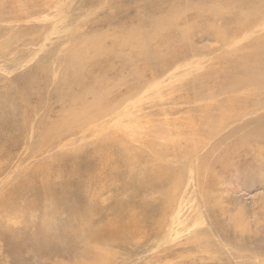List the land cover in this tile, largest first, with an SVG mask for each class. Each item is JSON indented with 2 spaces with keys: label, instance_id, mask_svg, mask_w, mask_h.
<instances>
[{
  "label": "rangeland",
  "instance_id": "1",
  "mask_svg": "<svg viewBox=\"0 0 264 264\" xmlns=\"http://www.w3.org/2000/svg\"><path fill=\"white\" fill-rule=\"evenodd\" d=\"M177 1L172 11L168 9L170 7L166 2L162 14L174 22L173 26L176 22L179 25L182 23L181 27H189L190 30L186 32L189 35L192 33L189 41L192 38L193 41L186 42V46L193 45L201 49L212 46L213 50L222 54L224 47H215L220 43L215 38L211 39L214 37V29L220 24L221 27L227 25V29H232H228L225 47L228 46L230 38L238 36L235 35L233 25H229L232 23L231 18H234L233 14L226 15L225 21L222 20L223 17L216 16L220 19L214 21L206 11L196 12V15L189 9L190 2L187 3L188 10L182 8L188 0ZM241 2L235 3V8H241ZM176 7L180 9L176 10ZM133 9H138V12L132 14L142 12L139 0H0V264H264V140L255 143L248 139L249 142L242 144L239 141L244 137L240 134L224 135V130L210 139L213 130L203 123L201 111L208 99L194 100L192 89L197 82L193 86V74L184 72L186 62H179L173 68L165 62L170 68L161 70L158 67L159 71L156 73L144 69L145 62L137 57L132 61L134 64L123 65L121 62L128 51L120 42L131 21L132 15L127 14L129 10L134 12ZM212 17L216 19L213 15ZM191 22L197 23L199 29L196 26L195 30L192 29ZM171 28L180 35L176 26ZM249 33L248 36L245 33L236 39L235 46L241 47L238 50V55L241 56L236 59L241 58L256 43V38L254 40L252 35L257 37V33ZM259 33L262 36L264 31ZM211 55L213 58L216 54H208L207 57ZM217 56H214V70L217 72H213L212 77L215 81L205 79L202 81L203 85H199L200 90H207L204 91L206 93L218 90V84L226 82L224 70L227 68L228 59L219 54ZM199 57L202 56L190 59L187 65L191 61L192 64L202 61ZM243 59L246 60V57ZM89 63L95 64L96 68ZM209 64L211 63L208 61ZM89 66L91 77H84L86 80H83V88L74 84V92L69 94L66 81H70V76L78 72L83 77ZM133 67L139 71H134ZM92 80L98 81L93 83ZM150 81L152 82L147 83ZM188 81L191 86L187 84ZM212 85L215 88L212 89ZM99 89H103V92ZM194 89L199 90L198 87ZM66 93L70 95L68 101ZM219 96L222 97L220 101L223 104L229 101L224 95ZM76 99H80L77 106L74 105ZM262 99L264 97L259 100L263 101ZM178 100L184 101L179 103ZM104 101L108 102L107 106ZM67 102H73L72 106L76 108H69L72 106ZM88 104H92V110L97 115V108L109 115L99 114L97 120L83 125L90 132L95 131L96 137L93 134L92 138L86 136L83 144V135L73 136V133L65 131L63 138L54 134L50 140L51 135H47L49 130L55 133L58 126L68 123L71 115L78 112L86 114L83 106ZM228 105L230 104H224L226 108ZM62 107L65 109L62 110ZM87 111L89 113L86 116L89 117L91 112ZM251 111L245 114L248 116L247 121L251 122L255 115L258 119L254 121V125L260 126L262 120L259 112ZM84 132L87 133L80 131ZM223 137L228 140L224 141ZM218 138L223 140L217 141ZM219 144H223V147ZM98 146L101 148L99 159L97 154L91 153ZM74 150H81L82 153L73 154ZM89 154L91 157L87 156ZM130 155L133 157L130 161L147 158L167 165L172 170L175 168L172 177H176L174 180L170 178L172 181L179 178L178 171L182 169L181 181L173 190L174 196H177L173 206L170 195L172 190H169L166 197H163L162 192H151V195L146 196L147 201L150 199L148 211L140 219L131 217L137 219L135 222L130 219L135 226L142 225L140 230L143 232L140 233L133 229L130 221L122 223L119 219V223L112 221V226L107 221L114 217L116 219L114 214L119 207L114 202L123 199V193L113 192L111 197L107 189H115L116 180L123 176L125 183L128 173L131 175L132 171L138 169L137 163L136 167L128 163L130 169L125 166ZM148 160L142 162L146 163ZM63 166L65 172L58 173ZM68 166L73 170L69 171ZM77 166L79 168L75 169ZM86 170L94 176L89 175ZM101 170L105 171L103 175H100ZM115 176L117 178H113ZM120 183L123 184L122 181ZM200 184L202 187L198 186ZM90 190L94 192L88 193ZM95 191L98 196L94 194ZM164 199L170 201L166 206L162 201ZM103 201L104 204L101 203ZM81 208L97 209L100 214L83 216L79 214ZM107 230H110L108 234Z\"/></svg>",
  "mask_w": 264,
  "mask_h": 264
},
{
  "label": "bare ground",
  "instance_id": "2",
  "mask_svg": "<svg viewBox=\"0 0 264 264\" xmlns=\"http://www.w3.org/2000/svg\"><path fill=\"white\" fill-rule=\"evenodd\" d=\"M140 1V7H142V12L140 14H132V13H137L138 12V9L131 11L129 10L128 12V16H130V14L132 15L130 18H131V21L129 22V26H128V31L125 32V35L122 37L121 39V42H120V45L122 47H125V49H127V55L125 56L123 62H121L123 65H131V64H134V62H132L134 60L135 57H137V59L139 60H143L145 62V67L144 69H147V71H150L152 72V70L154 71V73L158 72L159 69L158 67H161V70H166L170 67H168V65L165 64V62H168L170 65H172V68L176 65L177 66V63L179 62H186L185 64V68L184 72H187V73H192L193 74V81L192 85L194 86V83L197 82V85L194 86V87H198L199 90H195L194 87L192 89V93L193 94V98L194 100L198 99V98H207L208 99V102L204 103L206 104V106L201 110L203 111V119H204V122L203 123H206L207 125H209L212 130H213V133L211 134L212 136L210 137V139L214 138L217 133H220V131H223L224 130V135L225 133L227 135H230V134H240L243 138V140H240L239 143H246L249 140L251 141H254L256 143V141H259V140H264V100L263 101H260L259 99L264 97V34L262 36H260V31H264V0H188V2H185L183 7L182 8H185L186 10H188V7H187V3L190 2L189 5V9L192 10L195 14L196 12L197 13H201V12H208L210 16L211 14V17L212 18L211 20H219L220 18L218 17H223L222 20H226L224 17L226 15H230L233 14L234 18L232 20L231 16L228 17L231 18V21L232 23H229V25L231 24V26H235L236 28H234L232 26V28L235 30V35H238L237 37L235 38H230L228 41V46L225 47V44H226V38H227V34L229 33V30L231 29H227V25L226 27H221V24L220 26H218L216 28V22L214 24L215 28L214 29V34L213 36L214 37H211V39L215 38L217 42H219L220 44H217V46L215 45V47H224V50H223V53H218V50H213V47L211 46V48H207V49H201V48H197L195 46H186V42H191L192 43V39L191 41H189L190 39V36L192 35V33L189 35L186 31H189L190 29H188L187 27L185 28V25L184 27H181L180 25L182 24H177L175 22V25L178 30L180 31V35L176 32H173L172 28L174 29V26H173V23L171 20L168 19V17L164 16L162 13H163V10H164V4L168 1V0H164V1H160V0H139ZM173 1V2H172ZM186 1V0H184ZM216 1V2H215ZM241 1H244V2H241ZM53 2V0H52ZM180 2V1H179ZM238 2H241V8L237 7L235 8V3L237 4ZM178 1L177 0H169L166 5H169L171 11L175 8V6L177 5ZM182 3V2H181ZM49 4V3H48ZM130 4V3H129ZM136 4V3H135ZM211 4H214L213 6ZM53 9V8H52ZM180 8H177L176 7V10H179ZM48 10V9H47ZM141 10V9H140ZM139 10V11H140ZM175 10V11H176ZM179 12V11H178ZM205 12V13H206ZM166 13V12H165ZM180 13V12H179ZM183 13V12H182ZM187 13V12H186ZM177 14V13H176ZM175 14V16H176ZM184 14V13H183ZM172 15V14H170ZM181 15V14H180ZM192 15V14H191ZM190 15V16H191ZM194 15V14H193ZM197 15V14H196ZM204 15V14H202ZM212 15L214 16V18L216 16V19H213ZM13 16V15H12ZM49 16V14H48ZM174 16V15H173ZM200 16V15H199ZM206 16V15H205ZM177 17V16H176ZM185 17V16H184ZM192 17V16H191ZM189 17V19L191 18ZM201 17V16H200ZM199 17V18H200ZM25 18V17H24ZM174 18V17H173ZM197 18V17H196ZM202 18V17H201ZM206 18H208L206 16ZM176 19V18H175ZM181 19V18H180ZM184 19V18H183ZM186 19V18H185ZM179 20V19H178ZM207 20V19H205ZM210 20V19H209ZM176 21V20H175ZM200 21V20H199ZM208 21V20H207ZM206 21V22H207ZM213 21V22H214ZM182 22V21H181ZM203 22V21H202ZM212 22V21H211ZM210 22V23H211ZM221 22V21H220ZM180 23V22H179ZM184 23H187L186 21ZM208 23V22H207ZM206 23V24H207ZM105 24V23H104ZM197 24V23H196ZM194 22H191V28L195 30V26L197 27ZM201 24V23H199ZM226 24V22H225ZM187 25V24H186ZM190 25V24H189ZM212 25V24H211ZM224 25V24H223ZM222 25V26H223ZM207 26H210V24H208ZM213 26V25H212ZM211 26V28H212ZM205 27V25H204ZM198 28V27H197ZM209 28V27H208ZM176 29V28H175ZM199 29V28H198ZM207 29V28H206ZM210 29V28H209ZM197 30V29H196ZM204 31V29H203ZM232 31V29H231ZM194 32V31H193ZM198 32V31H197ZM201 32V31H200ZM234 32V31H233ZM250 32V33H249ZM94 33V32H93ZM98 33V32H97ZM202 33V32H201ZM213 33V32H212ZM212 33L211 36H212ZM245 36H248V33L249 35L250 34H254V33H257V37H253L252 35V38H256L255 40V44H253V46L246 52L243 54V56L241 58H238L236 59L237 57L241 56V55H238L239 52L238 50H241V47L240 46H235L234 43L237 42V38H239V36H241L242 34H245ZM105 34V33H104ZM197 34V33H195ZM208 34V33H207ZM89 35V34H88ZM98 35V34H97ZM200 34H198V37H199ZM206 35V34H205ZM86 36V34H85ZM103 36H106V35H103ZM210 36V35H209ZM229 36V35H228ZM20 37V36H19ZM84 37V36H82ZM194 37V36H192ZM197 37V38H198ZM208 37V36H206ZM201 38V37H200ZM82 39V38H81ZM89 39V38H88ZM92 39V38H91ZM109 39V38H108ZM202 39H205L202 38ZM210 39V41H211ZM228 39V38H227ZM261 39V40H259ZM59 40V39H58ZM97 40V39H96ZM99 40V39H98ZM247 40V39H246ZM22 41V40H21ZM100 41V40H99ZM215 41V42H216ZM259 41H261L259 43ZM83 42V40H82ZM93 42V41H92ZM196 42V38H194V43ZM207 42V41H206ZM213 42V44L215 43ZM89 43V42H88ZM94 43V42H93ZM116 43V41L114 42ZM250 43V42H249ZM254 43V42H253ZM92 44V43H90ZM102 44V43H101ZM189 44V43H188ZM246 44V43H245ZM76 45V43L74 44ZM88 45V44H87ZM197 45V44H196ZM219 45V46H218ZM238 45V44H237ZM247 45V44H246ZM92 46V45H91ZM209 46V45H208ZM250 46V45H249ZM30 47V46H29ZM90 47V45L88 46ZM214 47V48H215ZM74 48V47H73ZM92 48V47H90ZM104 49H107V47H103ZM244 48V47H243ZM89 49V48H88ZM216 49V48H215ZM219 49V48H217ZM92 50V49H91ZM112 49H110L111 51ZM163 50H165V52H163ZM221 50V49H220ZM108 51V50H107ZM109 51V52H110ZM97 52V51H96ZM222 52V51H221ZM79 53V52H78ZM216 54L214 56H217L218 54L221 55L222 57L228 59V62H227V68L225 71L224 74H226V78H225V83L228 84V86L224 83V84H218V90H215V91H212L211 93H206L204 91H207V90H200V87L199 85H203L202 84V81H205V79H210L212 81H215L212 79L213 77V72H217V70L215 71L214 70V56L212 58V55L211 56H208L207 55L209 54ZM87 55V54H86ZM91 55V54H90ZM98 55V54H97ZM96 55V57H97ZM100 55V54H99ZM85 56V55H84ZM89 56V55H88ZM106 56V54H105ZM197 56H202V57H199L201 58L202 61L196 63V64H192L193 62L191 61L189 63V66L187 65V62L190 60V59H193ZM226 56V57H225ZM246 57V60L243 59V57ZM73 57H74V54H73ZM109 57V56H108ZM211 57L213 60H211ZM34 58V57H33ZM36 58V57H35ZM76 58V57H75ZM91 58V57H90ZM93 58V57H92ZM100 58V57H99ZM218 58V56L216 57ZM71 59V58H70ZM87 59V58H86ZM97 59V58H96ZM95 59V61H96ZM101 59V58H100ZM110 59V58H109ZM123 59V58H122ZM121 59V60H122ZM69 60V59H68ZM74 60V59H73ZM72 60V61H73ZM85 60V59H84ZM105 60V59H104ZM108 60V59H107ZM216 60V59H215ZM222 60V59H221ZM81 61V60H79ZM94 61V60H93ZM98 61V60H97ZM159 61V62H157ZM208 61L211 63L208 65ZM224 61V60H223ZM74 62V61H73ZM89 62V61H87ZM99 62V61H98ZM221 62V61H220ZM219 62V63H220ZM233 62V63H232ZM79 63V62H78ZM81 63V62H80ZM111 63V62H110ZM120 63V62H119ZM142 63V62H141ZM217 63V62H216ZM76 64V62H75ZM90 64V63H89ZM101 64V63H100ZM121 64V65H122ZM221 64V63H220ZM223 64V63H222ZM39 65V64H38ZM46 65V63H45ZM48 65V64H47ZM98 65V64H97ZM117 65V64H116ZM184 65V64H183ZM182 65V66H183ZM216 65V64H215ZM72 66V65H71ZM85 66V65H84ZM90 66H95L96 68V65L95 64H90ZM90 66L88 69L85 70V73L82 76H80L79 72L75 75H71L70 77V81H66V85H67V91L69 94L73 93L74 92V89H75V86L74 84H77L78 87L80 88L83 84V80H86L84 79L87 78L89 79L92 75V73H90ZM133 66V65H132ZM181 66V67H182ZM75 67V66H74ZM78 67V65H77ZM82 67V66H81ZM184 67V66H183ZM80 68V67H79ZM85 68V67H84ZM134 68V67H133ZM176 68V67H175ZM135 69V68H134ZM41 70V69H40ZM83 70V69H82ZM95 70V69H94ZM107 70V69H106ZM109 70V69H108ZM118 70V69H117ZM84 71V70H83ZM121 71V70H120ZM134 71H139L138 69H135ZM143 70H141L142 72ZM223 71V72H224ZM97 72V71H96ZM146 72V71H145ZM149 72V73H150ZM221 72V71H220ZM59 73V72H58ZM81 73V72H80ZM94 73V72H93ZM143 73V72H142ZM110 74V73H109ZM107 74V75H109ZM134 73H132L133 75ZM137 74H140L137 72ZM191 74V75H192ZM218 74V73H217ZM222 73H220L221 75ZM38 75V74H37ZM42 75H44L42 73ZM106 75V74H105ZM130 75V74H129ZM131 75V76H132ZM160 75V73H159ZM162 75V74H161ZM160 75V76H161ZM205 75L207 77H205ZM219 75V76H220ZM33 76V75H32ZM98 76V75H97ZM128 76V75H127ZM152 76H155V75H152ZM225 76V75H224ZM38 77V76H37ZM45 77V76H44ZM48 77L50 78V76L48 75ZM94 76H92L93 78ZM114 77V76H112ZM130 77V76H129ZM221 77V76H220ZM223 77V76H222ZM42 78V77H41ZM41 78H38L41 79ZM46 78V77H45ZM106 78V77H105ZM111 78V77H110ZM174 78V77H173ZM44 79V78H43ZM47 79V78H46ZM53 79V78H52ZM99 79V78H98ZM116 79V78H115ZM191 79V78H189ZM50 80V79H49ZM108 80V79H107ZM122 80V79H121ZM128 80V79H127ZM44 81V80H43ZM93 81V80H92ZM98 81V80H97ZM96 81V82H97ZM102 81V80H101ZM129 81V80H128ZM127 83H130L128 82ZM220 81V80H219ZM80 82V84H78ZM95 82V80L93 81V83ZM95 82V83H96ZM136 82V81H135ZM152 81L150 82H147V83H151ZM39 83V82H38ZM41 83V82H40ZM59 83V81H58ZM62 84V82H60ZM105 83V82H104ZM188 81V85H190ZM201 83V84H200ZM219 83V82H218ZM42 84V83H41ZM45 84V83H44ZM43 84V85H44ZM53 84V83H52ZM86 84V83H85ZM136 84V83H135ZM185 84V83H184ZM32 85V84H31ZM41 85V86H43ZM63 85V84H62ZM61 85V86H62ZM90 85V83H89ZM88 85V86H89ZM118 85V84H117ZM134 85V84H133ZM137 85V84H136ZM134 85V86H136ZM142 85V83H141ZM205 85V83H204ZM52 86V85H51ZM50 86V87H51ZM65 85H63L64 87ZM139 86V85H138ZM137 86V87H138ZM191 86V85H190ZM57 87V86H56ZM100 87V86H99ZM202 88L204 86H201ZM208 87V86H207ZM212 89L215 88L213 85L211 86ZM217 87V85H216ZM53 88V87H52ZM58 88V87H57ZM83 88V86H82ZM85 88V87H84ZM134 89V87H132ZM136 88V87H135ZM178 88V87H177ZM186 88V87H185ZM189 88V87H188ZM187 88V89H188ZM210 88V86H209ZM29 89V88H28ZM43 89V88H42ZM56 89V88H55ZM63 89V88H62ZM61 89V90H62ZM64 89H66L64 87ZM176 89V88H175ZM204 89V88H203ZM211 89V90H212ZM45 90V89H44ZM47 90V89H46ZM78 90V89H77ZM101 90V89H99ZM28 91V90H27ZM30 91V90H29ZM32 91V90H31ZM30 91V92H31ZM34 91V90H33ZM52 91V90H51ZM58 91V90H57ZM66 91V90H65ZM76 91V90H75ZM79 91V90H78ZM81 91V90H80ZM86 91V89H85ZM94 91V90H93ZM118 91V90H117ZM135 91V89H134ZM133 91V92H134ZM178 91V90H177ZM191 91V89H190ZM202 91V93H198ZM22 92V91H21ZM84 92V91H83ZM101 92H103V89L101 90ZM110 92V91H109ZM131 92V93H133ZM137 92H138V89H137ZM140 92V91H139ZM138 92V93H139ZM240 92V93H239ZM261 92V93H260ZM56 93V92H55ZM77 93V92H76ZM81 93V92H80ZM189 93V92H187ZM32 94V93H31ZM65 94V93H64ZM69 94L66 93V98H67V101H68V98H69ZM137 94V93H136ZM190 94V93H189ZM219 94L221 95H224L226 97V99L228 98L229 101H226L227 103H229L230 105H228L229 107L226 108V104L227 103H224L223 104V101L221 100L220 101V98H222L221 96H219ZM58 95V94H57ZM61 95V94H60ZM75 95V94H74ZM87 95V94H86ZM103 95V94H102ZM107 95V94H106ZM112 95V94H111ZM114 95V94H113ZM117 95V94H116ZM131 96H133L132 94H130ZM138 95V94H137ZM186 95V94H185ZM81 96V95H80ZM88 96V95H87ZM105 96V95H104ZM129 96V95H128ZM181 96V95H179ZM207 96V97H206ZM24 97V96H23ZM73 97V96H72ZM76 98V96H74ZM79 97V96H78ZM94 98H97L98 96H93ZM112 97V96H111ZM118 97V96H117ZM223 97V98H225ZM27 97L25 96V99ZM103 98V97H102ZM107 98V96H106ZM120 98V97H119ZM185 98V97H183ZM215 98V99H214ZM42 99V98H41ZM58 99H61L59 96H58ZM92 99V98H91ZM116 99V98H115ZM114 99V100H115ZM182 99V98H181ZM8 100V99H7ZM19 100V99H18ZM24 100V99H23ZM22 100V101H23ZM28 100V99H27ZM40 100V99H39ZM62 100H66V99H62ZM80 100V99H79ZM79 100H75L74 101V105H79L78 104V101ZM105 100V99H103ZM225 100V99H224ZM259 100V101H257ZM82 101V100H81ZM93 101V100H92ZM91 101V102H92ZM97 101V100H96ZM106 101V100H105ZM104 101V102H105ZM125 101V100H124ZM127 101V100H126ZM179 101V100H178ZM184 100H182L183 102ZM189 101V100H188ZM193 101V99H192ZM66 102V101H65ZM94 102V101H93ZM103 102V101H101ZM114 102V101H113ZM179 101V103H182ZM68 104H70L72 106L73 102L70 103V102H67ZM87 103V102H86ZM97 103V102H96ZM95 103V104H96ZM108 104V102H105V104ZM7 104V103H6ZM82 104V102H81ZM93 104V103H92ZM92 104H88V105H84L83 107H85V110L84 113H76L74 115H71V119H69L68 123H62L60 126H58V129H56L55 133H52L50 130L47 132V135H51L50 140L53 139L54 137V134H56L58 136V138H61V136L63 134H65V131L66 132H71L73 133L75 136V134H81L83 135V138H82V143H83V140L85 139L86 136H89L90 138H92V134L94 137H96L94 135L95 131H89L90 129H86V128H83V125L87 124V123H91V121H95L97 120V116H99V114H102V115H108V113L106 111H100L99 108L98 109V115L96 114V112L94 110H92L93 106ZM106 104V106H107ZM111 104V103H109ZM193 104V103H192ZM191 104V105H192ZM202 105V103H199ZM63 105V103H62ZM74 105L72 107H69V108H73L75 109L76 107H74ZM94 105V104H93ZM101 105V104H100ZM190 105V106H191ZM195 105V104H194ZM69 106V105H68ZM102 106V105H101ZM203 106V105H202ZM26 107V106H25ZM95 107V106H94ZM112 107V106H111ZM64 110L65 108L62 107ZM68 107H66V110H67ZM79 108V107H77ZM195 108V106H194ZM200 108V107H199ZM28 109V108H27ZM55 109V108H54ZM95 109V108H94ZM112 109H114L112 107ZM110 109V110H112ZM193 109V107H192ZM201 109V108H200ZM199 109V110H200ZM70 110V109H69ZM82 110V109H81ZM87 110H90L91 114H89L90 116V119L89 117H87L86 115L89 113ZM104 110V109H103ZM109 110V109H108ZM107 110V111H108ZM117 110V108H116ZM119 110V109H118ZM189 110V109H188ZM249 110H252L253 112H255V110H257L259 112V115L261 116L260 119L262 120L260 126L259 125H254V121H256L258 118H255V115L254 117L251 119V122H248L247 121V117L248 116H245V114L247 115V113L249 112ZM23 111H24V108H23ZM68 111V110H67ZM196 111V110H194ZM251 111V112H252ZM256 111V112H257ZM112 112V111H111ZM197 112V111H196ZM233 112V113H231ZM52 113H54L52 111ZM70 113V112H68ZM195 113V112H194ZM46 114V113H45ZM44 114V115H45ZM62 114V113H61ZM73 114V113H72ZM124 114V113H123ZM197 114V113H196ZM43 115V116H44ZM57 115V114H56ZM63 115V114H62ZM101 115V116H102ZM191 115V114H190ZM105 116V117H106ZM109 116V115H108ZM195 116V115H194ZM46 117V116H45ZM97 117V118H96ZM44 118V117H43ZM94 118V119H93ZM101 118V117H100ZM107 118V117H106ZM47 119V118H46ZM92 119V120H91ZM12 120V119H11ZM55 120V119H54ZM59 119H57L58 121ZM40 121V119H39ZM42 121V120H41ZM56 121V122H57ZM44 122V121H42ZM48 122V121H47ZM53 122V121H52ZM55 122V123H56ZM202 122V121H201ZM37 123V122H36ZM59 123V122H58ZM250 123H252V125H250ZM259 123V122H258ZM40 124V123H39ZM49 124V123H48ZM96 124V123H95ZM51 125V124H49ZM70 125V126H69ZM91 125V124H90ZM89 125V126H90ZM97 125V124H96ZM95 125V127H96ZM240 125V126H239ZM52 126V125H51ZM88 126V128H89ZM44 127V126H43ZM50 127V126H49ZM53 127V126H52ZM55 127V126H54ZM47 128V127H46ZM93 128V127H92ZM82 131H87V133H80L81 130ZM99 129V128H98ZM11 130V129H10ZM38 130V129H37ZM48 130V129H47ZM80 130V131H79ZM54 131V130H53ZM7 133V132H6ZM39 134V133H38ZM46 135V136H47ZM69 135V133L67 134ZM100 135V134H99ZM70 136V135H69ZM77 136V135H76ZM223 136V135H222ZM231 136V135H230ZM81 137V136H80ZM221 137V135H220ZM229 137V136H228ZM63 138V136H62ZM79 139V138H78ZM106 139V138H105ZM104 139V140H105ZM187 139V138H186ZM222 139V138H221ZM224 141L226 139V137H223ZM222 139V140H223ZM231 140V138H229ZM219 140V138L217 139V141ZM221 140V141H222ZM228 139H226L227 141ZM38 141V139H37ZM75 141V140H74ZM110 141V140H108ZM220 141V140H219ZM220 141V142H221ZM250 141V142H251ZM67 142V141H66ZM219 142V143H220ZM236 142V141H234ZM238 142V141H237ZM249 142V141H248ZM261 142V141H260ZM63 143V142H62ZM72 143V142H71ZM70 143V144H71ZM74 143V142H73ZM80 143V142H79ZM81 143V144H82ZM110 143V142H108ZM164 143V142H163ZM212 143H215V141ZM57 144V143H56ZM84 144V143H83ZM87 144V143H86ZM54 145V144H53ZM79 145V144H78ZM163 145V144H162ZM167 145V144H166ZM165 145V146H166ZM191 145V144H190ZM213 145V144H212ZM221 147H223V144H219ZM234 145V144H233ZM232 145V146H233ZM249 145V143H248ZM61 146V144H60ZM67 145H65L64 147H66ZM71 146V145H70ZM80 146V145H79ZM83 146V145H82ZM193 146V145H192ZM259 146V145H258ZM163 147V146H162ZM234 147V146H233ZM239 147V146H238ZM237 147V148H238ZM260 147V146H259ZM67 148V147H66ZM70 148V147H69ZM68 148V149H69ZM168 148V147H167ZM166 148V149H167ZM230 148V147H229ZM245 148V147H244ZM49 149V148H48ZM73 149V148H72ZM95 148H93V150L91 151L92 154H100L101 152V148L98 146L97 150H94ZM104 149V148H103ZM209 149V148H208ZM207 149V150H208ZM221 149V148H220ZM236 149V148H235ZM33 150V149H32ZM105 150V149H104ZM102 150V151H104ZM207 150H206V154H207ZM67 151V149H66ZM81 151V150H80ZM80 151H76L74 150L73 154L74 153H82ZM164 151V150H163ZM174 151V150H173ZM228 151V150H227ZM239 151V150H238ZM69 152V151H68ZM85 152V151H84ZM106 152V151H104ZM233 152V151H232ZM70 153H72V151H70ZM72 154V155H73ZM87 154V153H86ZM174 154V153H173ZM177 154V152L175 153ZM205 154V153H204ZM250 154V153H249ZM119 155V154H118ZM157 155V154H156ZM251 155V154H250ZM249 155V156H250ZM87 156H90L87 155ZM93 156V155H92ZM91 157V156H90ZM96 157V156H95ZM130 157L126 162H125V166L128 167V169H130L131 167L129 165H127L128 163L130 164H135L137 163L138 164V169L136 171H132L131 175H129L128 173V177L126 178V182L123 183V177H121V179H117L116 180V187H114L115 189L111 190L110 189H107L108 193L110 194L109 196L112 197V193H116V192H119V194L123 193V199H121V201H118V202H114V203H117L118 207L117 208L118 210L115 211V214L114 216H117L116 219L115 217L109 220L108 223L111 224L112 226V221L113 222H117L119 223V219H121V222L122 223H128L130 221V219H133L131 217H135L137 219H140V217H142L144 215L145 212L148 211V209L150 208L149 205H148V201L150 200H146V196L147 195H151V192H155L157 191L156 193L160 194L159 192H162V195L163 197H166L169 193V190H175L177 188V185L178 183L181 181V172H182V169L181 170H177L178 173L180 174L177 175L179 176V178L175 181H172V179L170 178H173L172 177V174L173 172L175 173V168L172 170L171 168H169L167 165H161L159 162H156L154 160H148L147 158L146 159H141V160H136V161H130V159H132V155L128 156ZM160 157V156H159ZM200 157V156H199ZM202 157H204L202 155ZM219 157V156H218ZM251 157V156H250ZM73 158V156H72ZM75 158V156H74ZM83 158V157H82ZM87 158V157H86ZM85 158V159H86ZM102 157L100 156V159ZM255 158V157H254ZM99 159V156L98 158ZM121 159V158H120ZM165 159V158H164ZM206 159V158H204ZM264 159V158H262ZM73 160V159H72ZM81 160V159H80ZM83 160V159H82ZM87 160V159H86ZM122 160V159H121ZM146 161L148 160V162H142V161ZM163 160V158H162ZM161 160V161H162ZM167 160V159H166ZM178 160V159H177ZM201 160V159H200ZM211 160V159H210ZM79 161V160H78ZM227 161V160H226ZM71 162V161H70ZM73 162V161H72ZM99 162H101L99 160ZM142 162V163H141ZM205 162V161H204ZM84 163V161H83ZM202 163V162H201ZM206 163V162H205ZM49 164V163H48ZM71 164V163H70ZM73 164V163H72ZM75 164V163H74ZM81 164V162H80ZM87 164V162H86ZM100 164V163H99ZM168 164V163H166ZM195 164V163H194ZM204 164V163H203ZM211 164V163H210ZM85 165V164H84ZM94 165V164H93ZM161 165V166H160ZM197 165V164H196ZM72 166V165H71ZM76 166V165H75ZM92 166V165H91ZM116 166V165H115ZM193 166V165H192ZM198 166V165H197ZM196 166V167H197ZM205 166V165H203ZM73 167V166H72ZM71 167V168H72ZM136 167V166H135ZM195 167V165H194ZM69 166H68V170H73V168L71 169ZM76 168H79L78 166L75 167ZM81 168V167H80ZM92 167H90L91 169ZM116 168H118V166H116ZM184 168V166H183ZM201 168V166H200ZM199 169V167H198ZM205 170H207V168L205 167L204 168ZM69 170V171H70ZM123 170V169H122ZM193 170V169H192ZM196 170V169H195ZM64 171V166L59 168L58 170V173L59 172H63ZM66 171H67V168H66ZM76 171V170H75ZM87 171V170H86ZM91 171V170H90ZM102 171V170H101ZM104 171V170H103ZM103 171H102V174L100 175H103ZM116 171V170H115ZM121 171V170H120ZM198 171V170H197ZM196 171V172H197ZM65 172V171H64ZM88 172V171H87ZM105 172V171H104ZM122 172V171H121ZM45 173V172H44ZM49 173V172H48ZM71 174V172H68ZM67 173V174H68ZM82 173V172H81ZM89 173V172H88ZM97 173V172H96ZM94 172V174H96ZM100 173V171H99ZM117 174V172H115ZM114 173V174H115ZM62 174V173H61ZM84 174V173H83ZM86 174V173H85ZM111 174V173H110ZM112 174V175H114ZM206 174V172H205ZM59 175V174H58ZM57 175V176H58ZM89 175H93L92 172L91 174L89 173ZM98 175V173H97ZM121 175V174H120ZM120 175L118 176V178L120 177ZM124 175V174H123ZM197 175V174H196ZM46 176V175H45ZM62 176V175H61ZM94 176V175H93ZM117 176L113 177V178H117ZM122 176V175H121ZM51 177V176H50ZM49 177V178H50ZM86 177V176H85ZM98 177V176H97ZM176 177V176H175ZM175 177L173 178V180L175 179ZM195 178V176H193ZM206 177V176H205ZM44 178V177H42ZM46 178V177H45ZM53 178V177H52ZM51 178V179H52ZM41 179V177H40ZM47 179V178H46ZM56 179V178H55ZM78 179V178H77ZM82 179V177H81ZM79 179V180H81ZM96 179V178H95ZM100 179V178H99ZM97 179V180H99ZM103 179V178H102ZM112 179V178H111ZM200 179V178H199ZM115 180V179H113ZM112 180V181H113ZM171 180V181H169ZM206 180V179H205ZM51 181V180H50ZM83 181V180H82ZM85 181V180H84ZM110 181V180H109ZM122 181L123 184H121L120 182ZM43 182V181H42ZM47 182V180H46ZM65 182V180H64ZM96 182V181H95ZM98 182V181H97ZM101 182V181H100ZM114 182V181H113ZM49 183V182H48ZM52 183V182H51ZM80 183V182H79ZM94 183V182H92ZM115 183V182H114ZM203 183V182H202ZM205 183V182H204ZM235 183V182H234ZM44 184V183H43ZM90 184V183H89ZM110 184V182H109ZM197 184V183H196ZM47 185V184H46ZM55 185V184H54ZM61 185V184H60ZM99 185V184H98ZM105 185V184H104ZM108 185V184H106ZM172 185V186H171ZM204 185V184H202ZM206 185V184H205ZM53 186V185H52ZM58 186V185H57ZM93 186V185H92ZM91 186V187H92ZM97 186V185H96ZM198 186H201L198 185ZM50 187V185H49ZM95 187V186H94ZM103 187V186H102ZM108 188L109 185L107 186ZM106 187V188H107ZM202 187V186H201ZM200 188V187H198ZM204 188V186H203ZM19 189V188H18ZM46 189V188H45ZM53 189V187H52ZM80 189V188H79ZM97 189V188H96ZM103 189V188H102ZM106 190V189H105ZM46 191V190H45ZM82 191V190H81ZM87 191V190H86ZM13 192V191H12ZM17 192V191H16ZM51 192V191H50ZM77 192V191H76ZM89 192H92L91 190L88 191ZM94 192V191H93ZM92 192V193H93ZM106 192V193H107ZM10 193V192H9ZM82 193V192H81ZM97 192L95 191L94 194H96ZM103 193V192H102ZM7 194V193H6ZM51 194V193H50ZM98 194V193H97ZM96 194V195H97ZM118 194V196H119ZM175 192L173 191L171 195V202H172V206H173V203H174V200H176V197L177 196H174ZM44 195H46L44 193ZM92 195V194H91ZM100 195V193H99ZM102 195V194H101ZM192 195V194H191ZM87 196V195H86ZM98 196V195H97ZM116 196V195H115ZM122 196V195H121ZM6 197V196H5ZM47 196H45L46 198ZM91 198H94L93 196H90ZM109 197V198H111ZM158 197V196H157ZM107 198V197H106ZM105 198V199H106ZM115 198V197H114ZM151 198V196H150ZM152 198H154V196H152ZM161 199V197H159ZM10 199V198H9ZM55 199V198H54ZM100 199V198H99ZM103 199V198H102ZM118 199V198H117ZM101 200V199H100ZM110 200V199H109ZM108 200V201H109ZM159 200V199H158ZM89 201L90 198H89ZM99 201V200H98ZM164 202V206L168 205V203H170V201H168L167 199L165 200H162ZM93 202V201H91ZM73 203V202H72ZM104 204V201L101 202ZM106 203H107V200H106ZM98 204V202H97ZM113 204V203H112ZM92 206V204H90ZM102 205V204H101ZM110 205V204H109ZM38 206V205H37ZM104 206V205H103ZM107 206V205H105ZM111 206V205H110ZM109 206V207H110ZM113 207H115L114 205H112ZM94 207V206H93ZM96 207V206H95ZM108 207V208H109ZM64 208V207H63ZM80 208V207H79ZM79 208H78V211H79ZM164 207H162L163 209ZM103 209V208H102ZM101 209V210H102ZM107 209V208H106ZM76 210V209H75ZM82 210V208H81ZM104 211V210H103ZM168 211V210H167ZM44 212V211H43ZM109 212V211H108ZM111 212V211H110ZM159 212V211H158ZM77 213V212H76ZM98 214L99 213V210L97 209H91V208H85L84 210H82L81 212H79V214L85 216L86 214ZM75 214V213H74ZM100 214V213H99ZM103 214V213H102ZM101 214V215H102ZM125 216L124 218H120L119 216ZM105 215V214H103ZM112 215V214H111ZM110 215V216H111ZM109 216V215H108ZM113 216V215H112ZM92 217V216H91ZM99 217V216H98ZM169 217V216H168ZM96 218V217H95ZM103 218V217H102ZM43 219V218H42ZM89 219V218H88ZM106 219V218H105ZM137 219H133V222H135ZM142 219V218H141ZM162 220V218H161ZM167 220V219H166ZM94 221H96L94 219ZM140 221V220H139ZM138 221V222H139ZM133 222L130 221V223L132 224V227L133 229L135 230H138V233L140 232H143L141 231L140 229H142V225L141 226H135V224H133ZM109 224V225H110ZM138 224V223H136ZM61 228V227H60ZM257 228V227H256ZM50 229V228H49ZM55 229V228H54ZM223 229V228H222ZM251 229V228H250ZM144 230V229H143ZM114 231V230H113ZM134 231V230H133ZM224 231V230H223ZM228 231V230H227ZM47 232V231H46ZM110 232V230H107L106 233L108 234ZM224 233V232H223ZM95 234V233H94ZM226 234V233H225ZM195 242V241H194ZM36 244V243H35ZM179 244V243H178ZM264 249V248H263ZM218 251V250H217ZM256 251V250H255ZM44 252V251H43ZM259 252V251H258ZM175 253V252H174ZM251 257V255H250ZM219 259V258H218ZM260 260V259H259ZM218 262V261H217ZM252 262V261H251ZM249 263V262H248ZM252 264V263H251Z\"/></svg>",
  "mask_w": 264,
  "mask_h": 264
}]
</instances>
